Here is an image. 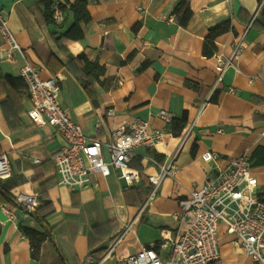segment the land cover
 Segmentation results:
<instances>
[{"label":"crops","instance_id":"1","mask_svg":"<svg viewBox=\"0 0 264 264\" xmlns=\"http://www.w3.org/2000/svg\"><path fill=\"white\" fill-rule=\"evenodd\" d=\"M87 1L91 19L81 23L83 37L56 44L50 32L57 29L45 23L35 0H0V17L7 20L24 52V58L18 52L11 60L0 58V75L18 76L25 60L44 77L60 75L62 107L85 135L101 141L111 139L134 117L162 128L163 121L156 116L161 109L174 118L187 111V122L179 135L169 125L155 146L134 150L130 166L139 171V179L133 185L112 170L113 175L98 178V188L70 190L57 184L51 160L64 144L60 133L28 118V97L22 101L21 128L11 131L0 109V154L8 157L9 177L17 178L11 199L18 193L39 194V185L48 180L46 193L54 207L45 218L52 231L33 258L31 243L20 226L44 229L33 212L16 204H0V264H106L108 256L100 262L103 253L89 250L110 246L133 216H137L135 223L116 246L113 261L122 262L124 255L142 245H153L166 257L170 241L184 225L175 217L178 199L188 194L192 182L202 183L209 172L200 154L213 150L222 162L243 150L251 155L257 146H264L260 136L264 128V31L251 25L260 9L257 0H185L192 11L185 26L173 12L180 0ZM225 19H230L233 31L214 40L212 56L202 55L208 28ZM70 20L68 15L59 29ZM56 21L62 23L60 13ZM237 43L232 64L216 83V56H231ZM80 51L103 64V77L110 78L105 87L94 83L96 104L83 89L81 77L60 67V62L66 64ZM170 160L174 174L166 175L151 193L148 176L156 175L159 165ZM251 169L264 193V164L251 165ZM38 201L37 207L42 205L39 197ZM163 240L166 246L159 247ZM219 248L215 264H259L232 242L231 235L220 234Z\"/></svg>","mask_w":264,"mask_h":264},{"label":"built area","instance_id":"2","mask_svg":"<svg viewBox=\"0 0 264 264\" xmlns=\"http://www.w3.org/2000/svg\"><path fill=\"white\" fill-rule=\"evenodd\" d=\"M0 36L5 46L0 48V58L11 60L14 52L24 58L14 33L6 19L0 17ZM239 49L234 46L231 56H216V83L222 79L225 69L232 64ZM29 100L28 118L37 126L55 128L64 140L51 155L57 184L70 190L98 188V178L106 179L117 170L127 185L139 179V171L130 166L134 150L152 147L158 143L174 116L161 109L156 116L163 121L162 128L150 126L140 117L131 118L109 140H98L84 134L59 100L60 75L44 77L39 68L25 60L19 68ZM233 92V89H228ZM112 113V109L108 110ZM99 126V122L97 125ZM264 139V128L260 131ZM201 159L209 164V172L202 183L192 182L186 196L178 199L179 211L175 217L183 223L182 230L170 241V252L162 257L155 246L142 245L138 250L122 257V264H215L220 257L219 236H232V242L253 261L264 264V193L258 188L257 178L252 173L249 154L246 150L220 161V155L205 150ZM38 159H36L37 161ZM174 174L173 160L159 165L156 175L148 176L154 193L166 175ZM11 175L8 157L0 154V179ZM38 192L18 193L12 198L14 204L27 213L37 207ZM7 213L10 210L7 209ZM137 216L128 219L122 231L107 247L100 262L110 256L116 246L131 230ZM165 240L159 247L166 246Z\"/></svg>","mask_w":264,"mask_h":264},{"label":"trees","instance_id":"3","mask_svg":"<svg viewBox=\"0 0 264 264\" xmlns=\"http://www.w3.org/2000/svg\"><path fill=\"white\" fill-rule=\"evenodd\" d=\"M35 1L41 7L45 23L57 29L56 31L50 32V36L56 44H59L62 39L77 41L83 37L81 23L87 24L91 19L87 8V0ZM257 2L260 4V9L257 16L252 20L251 25L257 30L264 31V0H257ZM173 12L178 15V22L181 26L186 25L192 14L185 0H180L175 5ZM58 13L62 16V23L56 21V15ZM68 15L71 16V20L64 29H59L63 26L61 24L66 23ZM228 31H233L230 19L222 20L210 26L201 47L202 55L206 57L212 56L216 50L214 40ZM50 56H52V54ZM63 66H66L72 74L82 77L81 83L83 89L88 93L93 104H96L94 83H98L100 86L105 87L110 81L109 77H103L105 75L104 65L100 64L97 59H89L83 51H80L71 57L66 64L60 62V67ZM53 72L54 74L56 73V71ZM1 96L3 99L0 101V109L8 128L11 131L21 128L23 126L21 115L24 113L22 101L28 97L26 85L21 76L0 75V97ZM186 122L187 111H183L180 118H174L172 124L173 134L179 135ZM155 156L158 157L159 155L156 154ZM249 161L252 162H250L251 165L255 166L264 164V146H257L252 151L251 155H249ZM16 183L17 178L14 176L5 178V180L0 179V204L8 203L10 205H15L11 199L10 190ZM47 183L48 180H45L39 185V199L42 205L37 207L32 213L44 230L38 231L33 228L20 226L31 243V256L33 258L38 257L42 242L47 239V237L49 238L52 231V227L45 222V218L54 212V207L46 193ZM89 235L88 243L91 245V235ZM106 249L105 246H99L89 251L90 253L98 251L104 254Z\"/></svg>","mask_w":264,"mask_h":264},{"label":"rangeland","instance_id":"4","mask_svg":"<svg viewBox=\"0 0 264 264\" xmlns=\"http://www.w3.org/2000/svg\"><path fill=\"white\" fill-rule=\"evenodd\" d=\"M82 78V77H81ZM112 175H113V172H112ZM112 255V254H111ZM108 256L107 257V259H106V261H105V263L106 264H115L116 262H117V264H122V262L121 261H113V258H114V255L113 256Z\"/></svg>","mask_w":264,"mask_h":264}]
</instances>
